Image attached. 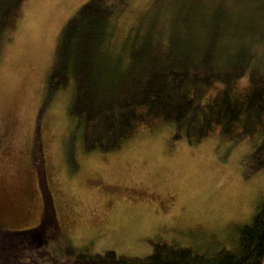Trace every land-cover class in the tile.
I'll return each mask as SVG.
<instances>
[{
    "label": "rangeland",
    "instance_id": "rangeland-1",
    "mask_svg": "<svg viewBox=\"0 0 264 264\" xmlns=\"http://www.w3.org/2000/svg\"><path fill=\"white\" fill-rule=\"evenodd\" d=\"M88 1L0 0V240L38 226L48 202L59 231L47 230L55 235L48 244L62 237L128 256L147 255L154 241L231 248L234 225L264 200V167L245 175L241 165L250 144L231 145L216 133L190 144L158 122L116 150L83 151L68 111L73 82L45 99L59 34ZM154 1L102 0L112 7L107 42L116 52L153 17Z\"/></svg>",
    "mask_w": 264,
    "mask_h": 264
},
{
    "label": "trees",
    "instance_id": "trees-1",
    "mask_svg": "<svg viewBox=\"0 0 264 264\" xmlns=\"http://www.w3.org/2000/svg\"><path fill=\"white\" fill-rule=\"evenodd\" d=\"M167 4L175 8L156 7L116 52L107 42L112 7L102 0L84 3L59 34L45 99L73 82L68 111L80 128L83 151H113L139 128L170 123L174 137L190 144L213 133L231 145L250 144L241 160L250 175L264 167V0ZM47 203L38 226L0 240V264H23L18 255L34 264H264V200L247 222L234 225L231 248L154 241L145 256L91 252L62 237L48 244L47 230L59 231Z\"/></svg>",
    "mask_w": 264,
    "mask_h": 264
}]
</instances>
